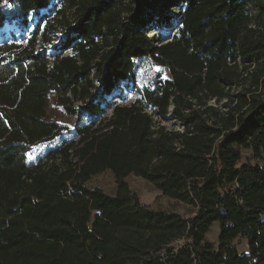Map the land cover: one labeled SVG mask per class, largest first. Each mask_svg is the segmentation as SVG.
<instances>
[{"label": "trees", "instance_id": "16d2710c", "mask_svg": "<svg viewBox=\"0 0 264 264\" xmlns=\"http://www.w3.org/2000/svg\"><path fill=\"white\" fill-rule=\"evenodd\" d=\"M8 3L0 264H264V0ZM122 83L135 99L108 101ZM129 175L191 212L141 203Z\"/></svg>", "mask_w": 264, "mask_h": 264}, {"label": "rangeland", "instance_id": "374dc122", "mask_svg": "<svg viewBox=\"0 0 264 264\" xmlns=\"http://www.w3.org/2000/svg\"><path fill=\"white\" fill-rule=\"evenodd\" d=\"M182 6L183 4L180 2L174 8L168 9V11L172 15L176 16L182 10ZM174 19L175 17L173 18V20ZM10 30L18 33V29L16 28V26L5 28L6 33H8ZM157 30L158 29H156L155 31ZM24 36H26V33H24ZM150 69L155 72H160L162 78L169 77V73L164 67L152 66ZM135 97L136 92L134 87L130 83H122L116 87L114 94L108 98V101L120 104H128L132 102ZM50 113L52 116H55L61 123H66L69 125L74 123V117L64 114L60 111L59 108L55 107L52 104L50 105ZM86 121L87 119H84L82 122ZM248 154V151H244L243 158L248 157ZM125 180L128 183V186L132 193L136 194L140 202L143 204L149 205L150 207L157 210L177 213L183 216H187L191 212L189 207L174 199L163 196L159 190L155 189L150 183L140 177L129 175ZM90 185L99 187L107 194L112 195L115 192V180L109 173H104L93 177L90 181ZM217 235L218 223L214 222L206 234V239L217 245ZM234 243L240 253L246 252V241L244 239L235 240Z\"/></svg>", "mask_w": 264, "mask_h": 264}, {"label": "snow or ice", "instance_id": "6c2138e0", "mask_svg": "<svg viewBox=\"0 0 264 264\" xmlns=\"http://www.w3.org/2000/svg\"><path fill=\"white\" fill-rule=\"evenodd\" d=\"M0 7L11 8L12 7V4L8 3V0H3V3L0 4Z\"/></svg>", "mask_w": 264, "mask_h": 264}]
</instances>
